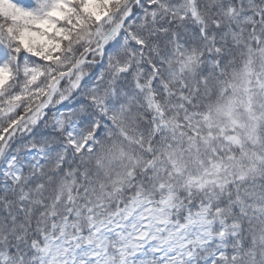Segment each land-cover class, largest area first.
<instances>
[{
  "label": "snow or ice",
  "instance_id": "6c2138e0",
  "mask_svg": "<svg viewBox=\"0 0 264 264\" xmlns=\"http://www.w3.org/2000/svg\"><path fill=\"white\" fill-rule=\"evenodd\" d=\"M0 264H264V0H0Z\"/></svg>",
  "mask_w": 264,
  "mask_h": 264
}]
</instances>
